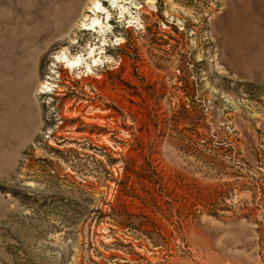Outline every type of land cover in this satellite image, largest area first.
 I'll list each match as a JSON object with an SVG mask.
<instances>
[{
	"label": "rangeland",
	"instance_id": "1",
	"mask_svg": "<svg viewBox=\"0 0 264 264\" xmlns=\"http://www.w3.org/2000/svg\"><path fill=\"white\" fill-rule=\"evenodd\" d=\"M101 3L0 2V264H264V0Z\"/></svg>",
	"mask_w": 264,
	"mask_h": 264
},
{
	"label": "bare ground",
	"instance_id": "2",
	"mask_svg": "<svg viewBox=\"0 0 264 264\" xmlns=\"http://www.w3.org/2000/svg\"><path fill=\"white\" fill-rule=\"evenodd\" d=\"M0 2L4 3L5 0H1ZM40 3V7L44 8V14L39 15L43 21L39 32H44L43 34L39 33L38 36L49 34L52 39L58 38V43L68 40V43L72 45L77 44V42L76 38L70 37V31L76 33V26L77 28L83 26L86 29L95 28L97 25L101 27L99 13L104 11V4L101 3V0H90L87 12H90L92 17L89 19V22H86V19L89 18V15H86V0H40ZM106 18H108L107 12ZM76 21L79 22L80 26H78V23L76 25ZM93 51L91 49L88 52L89 56L93 54ZM57 56L70 69L83 61L80 54L69 56L66 51L61 52Z\"/></svg>",
	"mask_w": 264,
	"mask_h": 264
}]
</instances>
